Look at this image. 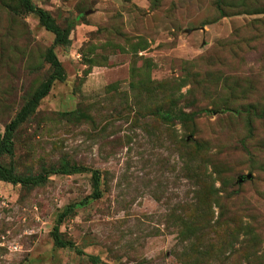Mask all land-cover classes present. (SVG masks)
Returning a JSON list of instances; mask_svg holds the SVG:
<instances>
[{"label": "rangeland", "instance_id": "obj_1", "mask_svg": "<svg viewBox=\"0 0 264 264\" xmlns=\"http://www.w3.org/2000/svg\"><path fill=\"white\" fill-rule=\"evenodd\" d=\"M30 1L68 33L53 48L64 79L0 163L95 169L101 195L83 200L87 171L0 181V264H264V0H220L222 17L214 0ZM52 39L0 0V134L47 78ZM55 224L80 253L53 246Z\"/></svg>", "mask_w": 264, "mask_h": 264}, {"label": "trees", "instance_id": "obj_2", "mask_svg": "<svg viewBox=\"0 0 264 264\" xmlns=\"http://www.w3.org/2000/svg\"><path fill=\"white\" fill-rule=\"evenodd\" d=\"M22 8L26 11L29 12L37 17L38 23L40 26L47 32L51 33L53 35V39L51 42L50 47L47 48L45 55H44V61L48 65L49 73L47 78L37 86V88L33 91L32 95L29 97V99L24 103V105L18 110V112L15 114L14 118L4 127L3 132L0 134V155L7 153L9 154L12 148V137H13V131L14 128L21 123L27 121L30 116H32L35 112L37 103L39 100H41L49 91L50 86L53 81H63L64 79V72L60 66L59 61L57 60L53 48L56 46H65L68 42V33L65 30L60 29L53 21V19L49 16L48 13L45 11L36 8L30 0H19ZM214 6L217 11L218 16H224L222 9L220 7V0H214ZM162 89V85L160 84H150L147 83L143 90L147 92L149 95L154 92V90L160 91ZM155 95V94H154ZM127 98V97H124ZM125 106V104H124ZM151 113L154 115H159V117L164 120V119H170L168 118V112H165L162 110V108L155 106L154 110H150ZM182 116H187L182 111L178 112ZM61 115H66L69 118H83L84 116L82 115L81 111L78 110H73L65 113H61ZM86 118V116H85ZM91 122L94 124V121L91 116H89V123ZM185 120H181V123H184ZM188 143L191 145H195V141L188 140ZM194 148V147H193ZM189 155V163L190 168L189 170L191 173L197 172V167L194 163L195 157L198 155V152L196 148L194 151H190L188 153ZM81 171H87L90 174V187L91 191L89 195L85 196L83 199L84 201L86 199H91L95 200L98 199L101 195L100 192V175L99 172L95 169L91 168H86L83 166H74V165H61L55 169H48L44 170L40 173L34 174V175H18L15 173L14 166L12 162H8L7 164L3 165L0 163V181L4 183H8L12 186L14 185H19L21 187H30V186H37L41 183H43L50 174H61V175H70L73 173H78ZM211 192L214 191V188L211 186L210 188ZM234 196V195H233ZM233 196H228V197H233ZM74 208V205L71 204L67 207H65L60 215L58 216L57 223L60 222V220L66 216L68 213L72 211ZM188 224V222H187ZM189 226H193L191 222L189 223ZM51 238H52V243L54 247L57 248H70L76 253H80L77 248H75L72 244V242L62 240L60 238V234L57 228V225L52 227L51 229ZM89 261L92 264H96L97 261L95 258L89 257Z\"/></svg>", "mask_w": 264, "mask_h": 264}, {"label": "water", "instance_id": "obj_3", "mask_svg": "<svg viewBox=\"0 0 264 264\" xmlns=\"http://www.w3.org/2000/svg\"><path fill=\"white\" fill-rule=\"evenodd\" d=\"M249 177H250L249 175H246V176H245L246 179H249ZM237 182L240 183V182H241V179L239 178V179L237 180Z\"/></svg>", "mask_w": 264, "mask_h": 264}]
</instances>
